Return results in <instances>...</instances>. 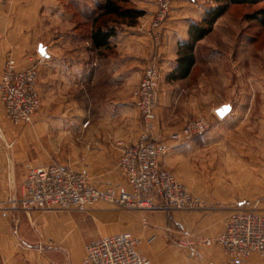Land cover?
I'll use <instances>...</instances> for the list:
<instances>
[{
  "label": "rangeland",
  "instance_id": "1",
  "mask_svg": "<svg viewBox=\"0 0 264 264\" xmlns=\"http://www.w3.org/2000/svg\"><path fill=\"white\" fill-rule=\"evenodd\" d=\"M45 1L52 3L54 0ZM87 2L88 0H56L55 3L59 5V9L49 6V12H45L46 10L42 8V15L40 16L42 29L48 30V32L29 33L33 48L24 54L26 55L25 62L28 57H32L38 64L36 89L40 98V108L33 117L32 123L22 126H13L4 114L0 124L6 127L5 130L8 133L2 134L0 132V147L4 145L6 148L4 153L13 159L14 153L9 150L15 143L18 150L15 168L20 180L23 177L25 179L28 170L31 168L27 167V160L37 162V164H28L32 166L47 164L43 162L45 157L41 151V137L48 128L50 133L52 132L54 122L57 120L46 117L47 112L55 111L58 106L57 88L60 76L58 75L57 64L78 61L84 64L83 72L87 73L89 67L108 63L115 65L121 61L123 67H126L124 70L127 75L124 78L125 81L116 82L117 85H113V101L114 103L124 99L130 101L129 103L133 105L132 113H130L132 116L126 121L127 130L124 128L123 117L111 118L110 124L124 128L123 133L127 132L130 139L132 136L136 138L129 143L121 144L117 166L127 181L129 191L119 190L112 186L96 188L90 182L89 184L99 191L112 189L117 193L131 194L132 187L120 166V162L124 148L136 145L145 138V143H154L165 150L158 159L159 172L173 177L176 182L185 187L193 199L201 202V206L193 210H175L170 208L167 202L155 193L143 197L147 203L149 202L148 208L130 209L103 201L97 202L93 206L101 202L105 203L112 207L115 212L130 217L133 227L140 226L143 235H136L133 232L126 234H130L138 240V249L143 255H146L142 251L143 248H151L156 238V236H151L150 239L146 238L149 237L147 234L152 227L151 223H161L165 226L160 242L163 258L169 255L187 253L190 256L201 258L203 251L219 246L227 264H230L223 247L217 241L221 235L214 238L200 234L193 235L189 230H185L184 223L189 215L206 213L211 206L208 202L218 199L216 195L220 177L217 171L218 169L227 170L229 168L227 167L229 148L237 150L239 157L243 156L242 152H249L252 154L253 160L264 161V21L260 14L264 10V2L256 5H231L227 12L214 23L211 32L195 45L194 64L190 74L185 79L177 81L170 80V75L174 71L168 75L162 73L156 57L157 51L163 46L162 33H168L170 30L188 33L186 37L189 42L191 26L189 22L200 23L208 12L217 7L216 0H154L152 2L154 8L145 7L144 9L148 12H144L136 26L115 25L117 34L139 33L148 37L150 41L140 42V45L128 43L129 45L126 44V47L131 50L126 49L124 54L117 50L116 45H111L109 50L97 51L93 48L90 40L91 22L104 3L96 8L95 15H89L85 6ZM130 2L138 10L143 7L140 4L143 0H130ZM197 2L202 9L199 15L194 13L195 10L191 12L189 8L191 5L195 6ZM83 3L85 4L83 5ZM164 7L166 11L161 14ZM176 8L179 10L189 9L188 12L193 14V18L191 16L188 18L186 15L182 17L177 15L176 17ZM61 13H64L65 19L58 18L62 15ZM112 25L114 24H110V26ZM47 48L50 49V59L44 61L40 50L46 51ZM136 48L139 52H130ZM179 50L180 47L177 59L180 57ZM10 57L16 59L19 56L13 52L8 53L3 59L2 65ZM47 63L52 66H48ZM101 67L104 68V66ZM151 70L157 74V88L155 92L156 104L153 110L155 119L148 125L138 105L141 83L144 81L147 72ZM96 77L98 79L97 84L95 86L90 84L86 90L96 93L93 95L97 97L98 104H100L103 102L100 96L104 94V71H101L100 74L97 73ZM89 97L91 98V95L88 97L79 95L81 99H88ZM81 102L83 106H86V109L91 104L86 99ZM226 103L234 105L238 130L233 134L225 135L224 140L221 135L219 140L215 128L218 125L226 124L229 119L220 122L216 110ZM83 120L88 121V118ZM42 127L44 128L42 129ZM189 128L191 131L187 132ZM211 132L212 134H210ZM208 134L210 136L207 139ZM51 137H54V141L50 142L58 147L60 144L57 143V135L52 134ZM228 137L233 140L228 139ZM223 141L226 144H223ZM63 142L60 140L59 143ZM218 142L220 143L218 144ZM186 143H192V149ZM178 145H180V150L175 151L174 147ZM222 160H225L226 165L222 166ZM161 161L164 162L161 163ZM47 162L58 164L57 161ZM192 172L200 174L202 177H196L197 174L190 176ZM21 197L13 198V201L15 199L19 201ZM245 202L256 205L257 212L264 218L260 210L262 200L251 199ZM237 208H240V205H236L233 212ZM179 225L184 228L180 229ZM203 240L211 241V245H206ZM146 257L148 258V256ZM253 258H257L258 263L264 264V254L258 253L251 255L245 264H250ZM83 264H85L84 260Z\"/></svg>",
  "mask_w": 264,
  "mask_h": 264
},
{
  "label": "crops",
  "instance_id": "2",
  "mask_svg": "<svg viewBox=\"0 0 264 264\" xmlns=\"http://www.w3.org/2000/svg\"><path fill=\"white\" fill-rule=\"evenodd\" d=\"M55 1L50 3L45 0H0V80L4 66L2 62L6 55L13 52L19 56L16 57L18 64H23L26 57L24 54L33 48L29 33L48 32L42 29L40 16L42 8L46 10L45 12H49V6L59 9ZM153 1L143 0L140 3L143 6L140 10L146 13L148 11L144 9L145 7L153 9ZM104 2L105 0H88L85 5L88 14L95 15L96 8ZM200 7L197 2L195 6L191 5L189 8L191 12L195 10L194 13L199 15L202 12ZM177 8L176 17L186 15L193 18V14L188 12L189 9ZM61 14L58 18L65 19L64 13ZM192 24L194 21L189 22V25ZM162 36L163 46L157 51L156 57L162 73L168 75L178 68V49L184 43H188L186 37L188 33L170 30L168 33H162ZM109 42L110 46L116 45L117 50L124 54L126 49H130L126 47V44L140 45V42L150 41L148 37L139 33H118L110 38ZM130 52H139V50L136 48ZM45 53L47 56L42 60L48 61L50 49L47 48ZM47 64L52 66L50 63ZM83 66L84 64L78 61L57 64L60 76L57 88L58 106L55 111L47 112L46 115L57 120L54 122L52 132L50 133L48 128L41 137V151L45 157L43 162L47 164L32 166L28 164H37V162L27 160V167H43L51 164L47 161H57L63 167L84 173L90 184L96 188L112 186L129 191L127 181L117 166L121 144L136 139L134 136L130 139L127 132L123 133L124 128L128 129L126 121L132 116L130 113H132L133 105L126 99L114 103L112 95L113 85H117L116 82L125 81L126 67H123L120 61L115 65L108 63L97 65L98 67L88 66L89 71L84 73ZM101 71H104L105 85L104 94L100 96L103 102L98 104L97 97L93 95L96 93L86 90V87L97 84L96 75ZM100 87L103 86L100 85ZM81 94L87 97L91 95V98L81 99L79 98ZM85 99L91 103L88 109L81 104V101ZM224 106L230 107L229 113L223 118L217 115L220 122L229 120L226 124L216 126L215 131L219 140L221 135L224 140L225 135L233 134L238 130L233 104H224L216 110V113ZM3 115L0 103V121ZM121 117L125 121L124 128L110 124L111 118ZM85 118H88V121L83 120ZM2 125L0 124V132L8 133L5 130L6 127ZM52 134L57 135V143L60 144L58 147L51 143L54 141ZM210 134L207 135V139ZM228 139L233 140L229 137ZM60 140L64 142L59 143ZM223 144L226 143L223 141ZM186 145L190 149L193 147L192 143H186ZM5 149L4 145L0 147V264H83L86 246L99 239L128 232L143 235L140 226L135 228L131 225L130 217L115 212L112 207L102 202L85 211L34 210L29 214L22 211L17 205V199L13 201V198L22 196L21 183L24 180V177L21 180L18 179L16 173L18 150L14 143L9 150L14 153L11 159L4 153ZM174 149L180 150V145L175 146ZM242 155L239 157L237 150L229 148L227 159L229 168L217 171L220 177L216 195L218 199L208 202L211 206L206 213L186 217L185 230H189L193 235L218 237L225 231L226 220L236 205H242L243 202L251 199L262 200L260 210L264 216V161L253 160L249 152H242ZM221 163H223L222 166L226 165L225 160ZM194 174L197 173L192 172L190 176ZM199 176L202 177L200 174L196 175V177ZM151 226L153 229L150 227L147 234L149 237L146 238L150 239L151 236L156 238L151 248L145 247L142 251L152 264H227L219 246L203 251L201 258L190 256L189 253L163 258L160 242L165 226L161 223H151ZM183 228L180 227V229ZM250 264L260 263L257 258H253Z\"/></svg>",
  "mask_w": 264,
  "mask_h": 264
},
{
  "label": "built area",
  "instance_id": "3",
  "mask_svg": "<svg viewBox=\"0 0 264 264\" xmlns=\"http://www.w3.org/2000/svg\"><path fill=\"white\" fill-rule=\"evenodd\" d=\"M184 1V0H183ZM161 14L165 13V7ZM38 64L28 57L24 65L8 58L0 80V101L6 119L13 126L32 123L40 108L36 89ZM157 74L148 71L139 89V108L148 125L155 119V92ZM191 131L187 130V132ZM124 148L120 166L129 180L132 193H117L112 189L99 191L89 184L87 177L71 168L52 163L31 167L22 184V197L17 204L28 213L34 210L82 211L103 201L119 207L148 208L143 197L155 193L175 210H193L201 202L173 177L162 174L158 159L164 148L145 143ZM230 264H245L253 254H264V218L256 205L245 202L228 218L225 231L218 238ZM206 245L211 241L203 240ZM138 240L130 234L102 238L86 247L85 264H151V260L138 249Z\"/></svg>",
  "mask_w": 264,
  "mask_h": 264
},
{
  "label": "trees",
  "instance_id": "4",
  "mask_svg": "<svg viewBox=\"0 0 264 264\" xmlns=\"http://www.w3.org/2000/svg\"><path fill=\"white\" fill-rule=\"evenodd\" d=\"M262 2L264 0H216L217 7L208 12L200 23L190 26V41L180 46L179 65L170 75V80H182L190 74L194 64L195 45L211 32L214 23L227 12L231 5H256ZM260 14L264 21V10ZM143 15L144 12L132 6L130 0H105L99 13L91 22L90 40L93 48L97 51L109 50V40L117 34L115 25L125 24L134 27ZM110 24L114 25L110 26Z\"/></svg>",
  "mask_w": 264,
  "mask_h": 264
},
{
  "label": "water",
  "instance_id": "5",
  "mask_svg": "<svg viewBox=\"0 0 264 264\" xmlns=\"http://www.w3.org/2000/svg\"><path fill=\"white\" fill-rule=\"evenodd\" d=\"M40 53H41V55H42L43 57H46V56H47L46 53H45V50H43V49L40 50ZM229 111H230V107H229V106H224V107L220 108V109L217 111V114H218L221 118H223V117H225V116L229 113Z\"/></svg>",
  "mask_w": 264,
  "mask_h": 264
}]
</instances>
